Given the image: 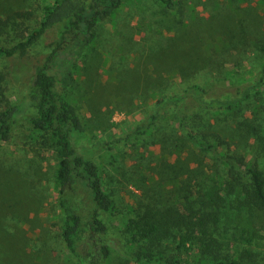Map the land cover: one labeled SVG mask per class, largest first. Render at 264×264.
<instances>
[{
	"label": "rangeland",
	"instance_id": "374dc122",
	"mask_svg": "<svg viewBox=\"0 0 264 264\" xmlns=\"http://www.w3.org/2000/svg\"><path fill=\"white\" fill-rule=\"evenodd\" d=\"M49 1L0 0V15L33 11L19 26L0 29V43H14L35 27ZM94 31L64 94L87 130L78 148L100 165L117 204V215L103 216L111 230L137 210L189 205L202 187L225 176L214 153L194 147L179 128V110L195 132L209 133L210 144L225 140L224 150L242 152L264 171V0H175L172 10L158 0H123ZM54 42L51 28L26 53L0 60L11 103L25 100L34 66ZM194 85L204 92L196 95ZM170 94L186 98L161 108L147 132L129 137L149 122L156 99ZM216 99L240 103L228 111L203 105ZM53 170V153L33 141L30 125L19 117L0 143V264H80L59 233ZM252 218V245L242 229L221 223L206 239L210 251L241 264H264V213ZM196 256L190 251L185 263ZM107 264L132 262L113 252Z\"/></svg>",
	"mask_w": 264,
	"mask_h": 264
},
{
	"label": "trees",
	"instance_id": "16d2710c",
	"mask_svg": "<svg viewBox=\"0 0 264 264\" xmlns=\"http://www.w3.org/2000/svg\"><path fill=\"white\" fill-rule=\"evenodd\" d=\"M158 1L167 9L175 8V0ZM122 3L123 0H51L43 5L35 27L26 28L14 43H0L2 60L26 53L49 29H55L54 45L34 66L23 102H10L3 84L5 77L0 74V143L9 139L14 123L22 117L30 125L33 141L53 153L51 191L60 215L59 233L64 248L80 264H107L113 252L132 264H241L235 258L211 252L206 239L226 223L246 232L244 241L253 244L256 233L252 217L256 212L264 213V171L242 152L224 150L225 140L210 144L209 133L195 132L188 114L181 110L177 112L179 128L194 147L214 153L225 176L202 187L189 205L181 201L179 205L160 207L155 213L137 210L134 216L119 221L116 231L103 217L117 215L118 207L105 187L100 165L78 148L87 130L64 90L79 58L94 42L95 27L112 17ZM32 15L28 9L10 10L0 15V29L19 26ZM262 68L264 72V63ZM192 89L196 95L204 92L198 85ZM248 94L245 89L243 97ZM185 98V94L159 96L149 122L128 136L137 138L147 132L161 108L179 106ZM239 103L240 99H216L203 105L228 111ZM25 107H31L33 112L25 113ZM192 250L197 253L196 260L185 263Z\"/></svg>",
	"mask_w": 264,
	"mask_h": 264
}]
</instances>
